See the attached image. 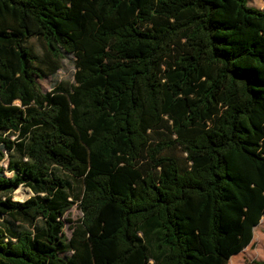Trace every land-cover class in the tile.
<instances>
[{"label":"trees","instance_id":"1","mask_svg":"<svg viewBox=\"0 0 264 264\" xmlns=\"http://www.w3.org/2000/svg\"><path fill=\"white\" fill-rule=\"evenodd\" d=\"M263 217L264 10L0 0V264H229Z\"/></svg>","mask_w":264,"mask_h":264},{"label":"rangeland","instance_id":"2","mask_svg":"<svg viewBox=\"0 0 264 264\" xmlns=\"http://www.w3.org/2000/svg\"><path fill=\"white\" fill-rule=\"evenodd\" d=\"M251 7H255L260 10H264V0H248ZM77 69L75 65V58L71 55H66L62 60L61 69L54 76L48 77L44 80H38V84L43 93L51 92L60 83H69L71 85L76 83L75 75ZM6 169L5 175L11 177L12 173L7 171L8 161L3 163ZM76 192H79L81 186L79 183L74 185ZM33 192L30 188L22 186L14 194V199L17 202H24L33 196ZM23 197V198H22ZM21 199H24L21 201ZM83 217V214L76 204L70 213L67 215V219L71 222H76ZM264 219V217H263ZM71 223H66L65 233L68 237H71ZM69 254H63V257H67ZM264 261V221L261 220L260 225L254 232V239L251 245L245 249L241 254L231 258L229 264H255L256 262Z\"/></svg>","mask_w":264,"mask_h":264},{"label":"crops","instance_id":"3","mask_svg":"<svg viewBox=\"0 0 264 264\" xmlns=\"http://www.w3.org/2000/svg\"><path fill=\"white\" fill-rule=\"evenodd\" d=\"M262 220L264 221V219H263V218H262ZM257 227H258V226H257ZM257 227H256V228H257ZM256 228L254 229V232H255ZM246 249H247V248H246Z\"/></svg>","mask_w":264,"mask_h":264},{"label":"bare ground","instance_id":"4","mask_svg":"<svg viewBox=\"0 0 264 264\" xmlns=\"http://www.w3.org/2000/svg\"><path fill=\"white\" fill-rule=\"evenodd\" d=\"M23 198V197H22ZM24 200V199H21V201Z\"/></svg>","mask_w":264,"mask_h":264}]
</instances>
